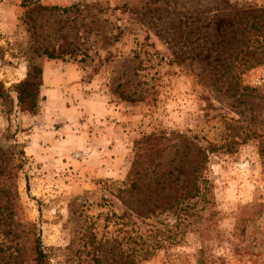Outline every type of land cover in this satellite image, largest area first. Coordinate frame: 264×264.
<instances>
[{"label":"rangeland","instance_id":"374dc122","mask_svg":"<svg viewBox=\"0 0 264 264\" xmlns=\"http://www.w3.org/2000/svg\"><path fill=\"white\" fill-rule=\"evenodd\" d=\"M256 23L264 0H0V264H33L37 236L50 264H264L259 140L234 129L264 130V64L240 74V105L214 74L222 44ZM33 63L44 68L36 116L14 91ZM161 130L189 143L133 189L135 142ZM196 136L224 147L208 153L200 196L165 210L187 191ZM174 158L184 172L155 190Z\"/></svg>","mask_w":264,"mask_h":264},{"label":"trees","instance_id":"16d2710c","mask_svg":"<svg viewBox=\"0 0 264 264\" xmlns=\"http://www.w3.org/2000/svg\"><path fill=\"white\" fill-rule=\"evenodd\" d=\"M29 0H23V4H28ZM264 23L252 24L249 29L256 30L253 33H242L243 36L231 34L227 41L224 42L223 47H227L225 57V70L221 72H214L215 80L219 83L220 89L222 87L225 89L224 94L229 98H233L239 101V105L242 102L241 97L247 96V93L243 91L248 90V87L241 83L240 74L253 68L255 66L264 64ZM246 36V39H244ZM50 59L62 58L61 55H55L53 52L46 49L44 51ZM226 73H228L226 75ZM44 86V68L41 63H33L29 65L26 76L20 80L15 86L14 91L17 96V106L20 112L27 113L31 116H36L41 110V103L43 101L42 87ZM9 92L5 89L4 84L0 81V98L3 101L9 100ZM242 113V112H241ZM242 121V120H241ZM243 130L239 132V127H235L237 130V136L241 139L242 143H245L249 139L257 138L259 140V155L261 157L264 173V130L253 129L247 127H242ZM188 136L184 133L173 132L169 136L165 130L152 132L150 134L144 135L141 139L135 142L134 146V159L128 174L127 183L133 189L139 188L140 181L145 175L147 170L156 165L159 161L166 158L168 153H170L176 146L177 141L189 143ZM193 141L189 145L197 151L194 157L195 165L190 170L191 181L188 185L181 186L180 189L187 187V191L182 192L181 196L177 200H167L163 204L164 209H176L180 208L183 210L182 204L187 200L195 199L201 194V190L204 188V184L207 179L204 176V171L207 167L209 160V152L216 149L211 145H201L198 136L193 137ZM188 145V146H189ZM188 148V147H187ZM180 149H176L175 152L179 153ZM176 161L173 169L161 168L152 175V181L155 185V190L160 188L165 189L167 183L170 182V176L173 174L174 170H179V174L184 172V168H179L178 165H183L185 162L180 158H174L171 161ZM176 165V166H175ZM179 190V189H178ZM24 238V236H22ZM2 249V248H1ZM34 249V262L33 264H50L47 260V254L42 247V242L40 236L36 237ZM23 253H19L15 258L21 259ZM14 264H19L15 261ZM198 264H206L204 260L201 259Z\"/></svg>","mask_w":264,"mask_h":264},{"label":"crops","instance_id":"0c3cea01","mask_svg":"<svg viewBox=\"0 0 264 264\" xmlns=\"http://www.w3.org/2000/svg\"><path fill=\"white\" fill-rule=\"evenodd\" d=\"M46 74V73H45ZM45 82H46V75H45Z\"/></svg>","mask_w":264,"mask_h":264},{"label":"built area","instance_id":"2783aa9c","mask_svg":"<svg viewBox=\"0 0 264 264\" xmlns=\"http://www.w3.org/2000/svg\"><path fill=\"white\" fill-rule=\"evenodd\" d=\"M74 1H79V0H74Z\"/></svg>","mask_w":264,"mask_h":264}]
</instances>
